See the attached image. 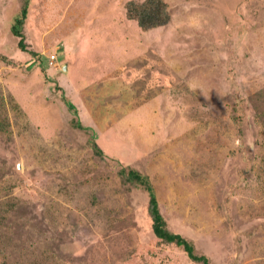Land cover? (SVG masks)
<instances>
[{
    "label": "rangeland",
    "instance_id": "1",
    "mask_svg": "<svg viewBox=\"0 0 264 264\" xmlns=\"http://www.w3.org/2000/svg\"><path fill=\"white\" fill-rule=\"evenodd\" d=\"M0 0V264H264V0ZM101 155L95 153L92 142Z\"/></svg>",
    "mask_w": 264,
    "mask_h": 264
},
{
    "label": "trees",
    "instance_id": "2",
    "mask_svg": "<svg viewBox=\"0 0 264 264\" xmlns=\"http://www.w3.org/2000/svg\"><path fill=\"white\" fill-rule=\"evenodd\" d=\"M27 7L28 0H24L20 14L15 18L11 25L12 32L19 37V47L26 51H28L27 44L21 29L27 14ZM125 9L126 16L129 19L135 20L137 25L143 30L165 25L171 18L168 4L165 0H128L125 3ZM28 52L33 55L35 54V52L31 50ZM1 128H3L2 123L0 124V129ZM92 145L95 153L101 155L102 151L95 141L92 142ZM118 172L123 182H129L136 186L140 185L147 190L149 196L147 209L151 219V227L154 234L159 239L166 243H173L180 246L187 253L189 258L194 261L202 264H212L206 254L196 251L195 245L191 239L169 228L167 220L160 210L154 188L146 174L131 167H121Z\"/></svg>",
    "mask_w": 264,
    "mask_h": 264
}]
</instances>
